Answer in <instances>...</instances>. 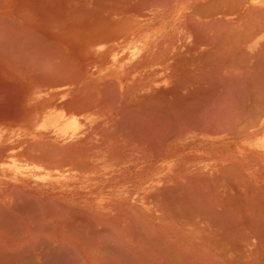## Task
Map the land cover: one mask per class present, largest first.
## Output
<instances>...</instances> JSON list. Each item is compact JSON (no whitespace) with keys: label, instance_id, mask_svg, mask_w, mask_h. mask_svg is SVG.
<instances>
[{"label":"bare ground","instance_id":"1","mask_svg":"<svg viewBox=\"0 0 264 264\" xmlns=\"http://www.w3.org/2000/svg\"><path fill=\"white\" fill-rule=\"evenodd\" d=\"M0 264H264V0H0Z\"/></svg>","mask_w":264,"mask_h":264}]
</instances>
